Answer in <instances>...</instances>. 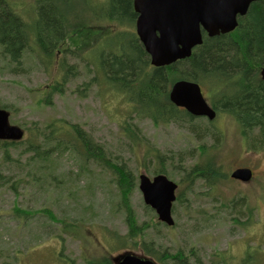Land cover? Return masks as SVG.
<instances>
[{
  "label": "rangeland",
  "instance_id": "374dc122",
  "mask_svg": "<svg viewBox=\"0 0 264 264\" xmlns=\"http://www.w3.org/2000/svg\"><path fill=\"white\" fill-rule=\"evenodd\" d=\"M9 1L24 18L33 17L32 0ZM73 1L79 6L77 0ZM92 1L101 4L106 0ZM90 25L97 33L102 30L101 36L107 30H120L116 24L106 21H92ZM132 30L136 33V24ZM87 35L91 40L95 37L89 31ZM103 46L101 43L98 48ZM92 49L87 53L76 51L78 57L68 54L65 60L75 67V74L70 77L65 93L51 95L50 103L46 101L50 86L60 82L63 76L59 68L64 59L62 53H57L56 63L54 60L46 69L33 52L27 51L17 71L0 57V107L7 106L10 123L24 129V140L30 136L28 129L35 125L43 130L54 121L64 120L80 125L105 148L113 162L124 163L135 177L131 204L143 233L122 245L121 239L129 233V228L125 212L118 207L120 193L116 179L109 170L94 162L82 166L79 157L69 149L54 150L52 161L33 164L28 162L33 154L24 153V146H9L7 151L0 149V170L5 179L0 182V264H70V260L87 264L103 259L114 264L112 257L127 252L156 261L161 252L171 256L178 251L191 264L199 258L208 264L220 253L240 260L250 247L263 255L260 259L255 257L256 264H264V150L249 148L236 120L225 114L218 115L210 127L225 137L218 163L229 181H220L213 189L202 181L188 186L182 172L196 163L188 155L200 145L189 132V123L155 124L149 118L133 116L132 119V106L127 97L104 84L100 69L91 58ZM212 89L203 87L211 105L215 96ZM125 122L138 126L142 142L127 139L121 129ZM208 122L206 118H197L192 125L204 128L209 126ZM53 145L55 141L50 147ZM149 148L163 155V164L155 156H147ZM179 154L185 158L184 165L178 162ZM161 167L166 168L165 175L170 180L179 184L177 196L187 200L174 203V226L158 220L156 212L144 203L139 189V176L145 173L153 178L160 174ZM240 167L252 168L254 178L249 182L231 179V173ZM20 179H23L21 184L12 188ZM242 198L253 211L249 225L243 224L247 215L236 224L230 213L221 210L222 201ZM186 205L190 208L188 213ZM42 209L67 224L76 225L77 230L51 220L40 212ZM148 249H153L151 256L146 254Z\"/></svg>",
  "mask_w": 264,
  "mask_h": 264
},
{
  "label": "trees",
  "instance_id": "16d2710c",
  "mask_svg": "<svg viewBox=\"0 0 264 264\" xmlns=\"http://www.w3.org/2000/svg\"><path fill=\"white\" fill-rule=\"evenodd\" d=\"M32 1L33 17L28 20L15 11L9 0H0V57L7 60L8 67L17 71L27 51L33 52L46 69L53 64L56 54L62 53L64 59L59 63L62 80L50 86V94L46 100L48 103L51 95L65 93L70 77L75 74V67L68 65L65 60L68 54L78 57L76 51L87 53L94 48V52L90 53L91 58L95 59L93 62L100 69L104 84L127 97L132 106V119L133 116L138 119L149 118L155 124L189 123V132L199 140L200 145L188 155L196 163L191 168L182 167L186 169L185 173L182 172L185 174L183 181L188 186L191 184L192 187L197 181H202L205 186L213 189L218 182L229 180H226L227 176L218 163L225 137L219 130L210 127L214 126V122L209 121V126L204 128L192 125L197 118L171 103V87L179 80L196 82L202 87H213L215 96L212 106L217 117L225 114L234 118L248 147L264 150V81L260 75V70L264 67V0L252 3L247 15L239 18V25L232 33L213 38L204 33L203 44L194 49L189 59L162 68L151 65L149 55L132 30L137 18L133 0H106L101 4L92 0H77L79 6L73 0ZM92 21L114 23L122 31L111 29L101 36L102 30L97 33L96 28L90 25ZM88 31L95 35L92 37L95 42L87 35ZM101 43L104 45L103 49L98 48ZM95 80L97 82L96 78ZM6 108L5 105L0 107ZM121 129L129 141L142 142L137 125L125 122L121 124ZM28 131L30 136L24 141H0V149L24 146V153L33 154L28 161L33 164L52 161L54 150L57 152L69 149L79 157L82 166L85 167L87 162H94L105 171L109 170L116 179L120 193L118 207L125 212L129 228V233L121 239L124 242H121L122 245L142 235L143 227L139 228L137 225L131 204L135 177L124 163L113 162L106 155L105 148L96 143L78 124L57 120L43 130L35 125ZM54 141L56 145L50 147ZM149 149L151 151L147 156H155L160 163L163 155ZM5 153L7 156L8 152ZM178 158V162L184 165L185 158H182V154ZM165 171L166 168L161 167L158 173L166 174ZM22 180L13 183L12 188L16 189ZM4 181L0 170V182ZM176 201L187 202L183 197L181 200V196H177ZM244 201L245 198L227 203L222 201L220 204L224 207L221 210L230 213L236 224L240 223L242 216L247 215V221L243 224L249 225L253 220V211ZM185 209L187 213L190 211L187 205ZM40 212L46 213L51 220H56L68 229L77 230L76 225L57 219L48 210L42 209ZM152 250L148 249L146 254L151 256ZM159 255L161 258L156 255V261L162 264H191L181 251L171 256H166L163 252ZM258 256L260 259L263 255L250 247L240 260L220 253L208 264H256L255 257ZM70 262L75 264L74 261ZM87 264L110 263L108 259H103L102 262L88 261ZM195 264L204 262L199 258Z\"/></svg>",
  "mask_w": 264,
  "mask_h": 264
},
{
  "label": "water",
  "instance_id": "95a60500",
  "mask_svg": "<svg viewBox=\"0 0 264 264\" xmlns=\"http://www.w3.org/2000/svg\"><path fill=\"white\" fill-rule=\"evenodd\" d=\"M256 0H133L137 14L136 33L150 63L155 68L173 65L189 59L196 47L203 44V33L213 38L232 33L239 25V18L247 15ZM264 81V67L260 70ZM170 101L193 117H205L213 121L216 110L205 98L201 85L188 80L175 82L169 93ZM10 113L0 109V140L21 141L22 128L11 125ZM252 170L239 168L231 178L242 182L252 179ZM139 189L144 203L153 209L158 219L174 226L173 203L178 185L166 175L153 179L141 174ZM115 264H157L153 259L134 253H124L113 258Z\"/></svg>",
  "mask_w": 264,
  "mask_h": 264
},
{
  "label": "flooded vegetation",
  "instance_id": "af4514ba",
  "mask_svg": "<svg viewBox=\"0 0 264 264\" xmlns=\"http://www.w3.org/2000/svg\"><path fill=\"white\" fill-rule=\"evenodd\" d=\"M251 170H252V172H253V177H252V179L254 178V171H253V169L251 168Z\"/></svg>",
  "mask_w": 264,
  "mask_h": 264
}]
</instances>
